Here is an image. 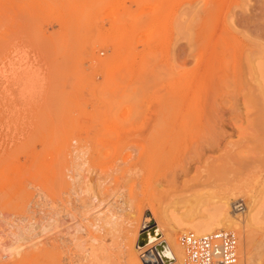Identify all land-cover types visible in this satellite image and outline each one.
Returning a JSON list of instances; mask_svg holds the SVG:
<instances>
[{
  "label": "rangeland",
  "instance_id": "rangeland-1",
  "mask_svg": "<svg viewBox=\"0 0 264 264\" xmlns=\"http://www.w3.org/2000/svg\"><path fill=\"white\" fill-rule=\"evenodd\" d=\"M196 225L264 264V0H0V264H146Z\"/></svg>",
  "mask_w": 264,
  "mask_h": 264
},
{
  "label": "built area",
  "instance_id": "built-area-1",
  "mask_svg": "<svg viewBox=\"0 0 264 264\" xmlns=\"http://www.w3.org/2000/svg\"><path fill=\"white\" fill-rule=\"evenodd\" d=\"M244 204H232V210L243 212ZM182 250L180 264H236L239 258L238 237L235 232L215 230L197 234L187 232L178 239Z\"/></svg>",
  "mask_w": 264,
  "mask_h": 264
},
{
  "label": "bare ground",
  "instance_id": "bare-ground-1",
  "mask_svg": "<svg viewBox=\"0 0 264 264\" xmlns=\"http://www.w3.org/2000/svg\"><path fill=\"white\" fill-rule=\"evenodd\" d=\"M14 45V44H13ZM23 73V72H22ZM34 74V73H33ZM26 75V74H25ZM23 76V75H22ZM21 76V77H22ZM27 76V75H26ZM34 76V75H33ZM32 77V76H31ZM19 78V77H18ZM24 78V77H23ZM35 78V77H34ZM17 81V80H16ZM15 81V82H16ZM20 82V81H19ZM27 82V81H26ZM25 83V82H24ZM19 84V83H18ZM30 86V85H29ZM34 86V85H33ZM34 88V87H33ZM32 88V89H33ZM36 89V88H35ZM34 90V89H33ZM32 91V90H31ZM74 136V135H73ZM75 137V136H74ZM68 148L69 145L67 146ZM61 151V150H60ZM70 151V150H69ZM74 151V150H73ZM65 153V151H64ZM74 154V153H73ZM77 154V152L75 153ZM60 155V153H59ZM63 155V154H62ZM69 155V154H68ZM58 156V155H57ZM73 156V155H72ZM57 158V157H56ZM70 158V157H69ZM58 159H59V156H58ZM57 159V160H58ZM60 161V160H59ZM74 163V162H73ZM59 164V163H58ZM72 165V163H70ZM58 166V165H56ZM58 169V168H57ZM56 169V170H57ZM67 169V168H66ZM68 170V169H67ZM59 173H62L59 171H57ZM57 175V173H55ZM63 175V174H62ZM59 177H61V175H57ZM64 176V175H63ZM56 177V176H55ZM70 177V176H69ZM58 178V177H56ZM71 178V177H70ZM61 180V179H59ZM72 180V179H71ZM58 185V183H57ZM61 186V185H60ZM58 188V187H57ZM75 192V191H74ZM112 195V194H111ZM234 195V194H231V196ZM68 197V196H67ZM76 198V197H75ZM60 201V200H59ZM215 210H216V213L219 214V216L222 217L223 221L220 223V226L218 228H222L224 226H232V225H235V224H240V221L238 220V222H231L229 216H228V211H227V208H228V201L227 199H223V200H220L217 204H215ZM55 210V209H54ZM58 212V211H57ZM60 212V211H59ZM65 212V211H64ZM114 212V211H113ZM62 213V211H61ZM76 213V212H75ZM243 213V212H242ZM43 214V213H42ZM67 214V213H66ZM78 215V214H77ZM51 216V215H50ZM68 216H71V215H68ZM82 216V215H81ZM45 217V216H44ZM51 218V217H50ZM68 218V217H67ZM70 219V218H69ZM76 219V218H75ZM83 219V218H82ZM110 219H114V215H110ZM147 219V218H145ZM225 219V220H224ZM148 220V219H147ZM244 220V219H243ZM50 221V219H49ZM111 221V220H110ZM230 223L231 225H227V222ZM106 222V221H105ZM113 222V221H112ZM145 222V221H144ZM246 222V220H245ZM20 223V222H19ZM31 223V222H30ZM108 223V221L106 222ZM39 224V223H38ZM109 224V223H108ZM26 225V224H25ZM104 225V224H103ZM112 225V224H111ZM80 226V225H79ZM105 226V225H104ZM56 227V225H55ZM72 228V227H71ZM77 229V228H76ZM81 229V228H80ZM221 230V229H220ZM69 231V230H68ZM80 231V230H79ZM212 231V228H210L208 225L207 226H202V225H196L194 227V232L197 233V234H202V233H208V232H211ZM33 232V231H32ZM71 232V231H70ZM78 232V231H77ZM40 234V233H39ZM72 234V233H71ZM19 235V234H18ZM31 235V234H30ZM67 236V235H66ZM69 236V235H68ZM17 237V236H16ZM39 237V236H38ZM61 237V236H60ZM161 237V234L159 232V229H157V226H150V227H146L144 229H142L138 236H137V239H136V242H135V249L140 251V249L148 246L149 244H152L154 242H156L158 239H160ZM16 239V238H15ZM70 239V237H69ZM22 240V239H21ZM24 240V239H23ZM29 240V239H28ZM44 241V240H43ZM161 241V240H159ZM14 242V241H13ZM16 242V241H15ZM14 242V243H15ZM18 242V241H17ZM16 242V243H17ZM21 241H19L20 243ZM23 243V242H22ZM175 241L172 243L173 245H168L167 244V248H168V252H163L161 250H157V249H153V250H148V253L146 254L147 256V259H146V264H177L178 262L181 263V260H182V250L180 248V246H178ZM18 244V243H17ZM59 244V243H58ZM28 245V244H27ZM12 246V245H11ZM163 246V245H162ZM166 248V247H165ZM16 249H20V245H17L13 248H11L10 250H16ZM9 248H8V251H10ZM17 251V250H16ZM15 251V252H16ZM147 251V250H146ZM11 252V251H10ZM145 252V251H143ZM142 252V253H143ZM239 252V251H238ZM12 254V253H11ZM144 254V253H143ZM253 256H249V259L252 260ZM253 261V260H252ZM179 263V264H180ZM236 264H240V261L238 260Z\"/></svg>",
  "mask_w": 264,
  "mask_h": 264
}]
</instances>
